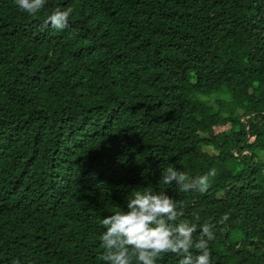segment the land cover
Instances as JSON below:
<instances>
[{
	"label": "trees",
	"instance_id": "trees-1",
	"mask_svg": "<svg viewBox=\"0 0 264 264\" xmlns=\"http://www.w3.org/2000/svg\"><path fill=\"white\" fill-rule=\"evenodd\" d=\"M133 190L214 224L212 264H264V0H0V264H106Z\"/></svg>",
	"mask_w": 264,
	"mask_h": 264
},
{
	"label": "clouds",
	"instance_id": "clouds-1",
	"mask_svg": "<svg viewBox=\"0 0 264 264\" xmlns=\"http://www.w3.org/2000/svg\"><path fill=\"white\" fill-rule=\"evenodd\" d=\"M18 7L32 15L40 11L46 0H15ZM73 9L57 8L44 22L62 31L69 26ZM216 176L213 168L207 173L190 177L173 166L165 168L160 182L175 184L180 192L195 191L206 193L211 178ZM185 213L178 203L166 192L133 190L127 198L125 211H118L103 219L106 231L101 235V247L105 250L102 260L106 264H156L163 254L182 257L179 264H212L209 241L215 238V225L205 222L193 223L182 219ZM197 217V221H198ZM229 220L224 214L219 224ZM198 227L200 231L197 233ZM193 249L196 252H193ZM18 264V262H14Z\"/></svg>",
	"mask_w": 264,
	"mask_h": 264
}]
</instances>
